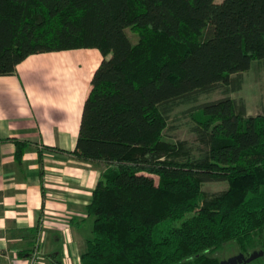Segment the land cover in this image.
<instances>
[{
	"label": "trees",
	"instance_id": "16d2710c",
	"mask_svg": "<svg viewBox=\"0 0 264 264\" xmlns=\"http://www.w3.org/2000/svg\"><path fill=\"white\" fill-rule=\"evenodd\" d=\"M130 31L138 35L134 42ZM97 48L77 147L105 165L83 264H221L264 245V114L230 96L264 61V0H0V76L33 54ZM189 109L200 147L166 137ZM21 159L27 143L17 141ZM227 182L218 193L208 182Z\"/></svg>",
	"mask_w": 264,
	"mask_h": 264
},
{
	"label": "crops",
	"instance_id": "0c3cea01",
	"mask_svg": "<svg viewBox=\"0 0 264 264\" xmlns=\"http://www.w3.org/2000/svg\"><path fill=\"white\" fill-rule=\"evenodd\" d=\"M102 61L97 48L38 53L0 76V264L36 255L83 264L94 222L87 207L105 165L71 152ZM17 141L27 143L21 159Z\"/></svg>",
	"mask_w": 264,
	"mask_h": 264
},
{
	"label": "rangeland",
	"instance_id": "374dc122",
	"mask_svg": "<svg viewBox=\"0 0 264 264\" xmlns=\"http://www.w3.org/2000/svg\"><path fill=\"white\" fill-rule=\"evenodd\" d=\"M134 42L138 41V35L132 31L129 32ZM243 87L237 92L230 93L234 99L245 101L250 115L264 114V61L254 60L251 68L242 75ZM224 89L220 88L212 93H202L196 102L182 104L172 113L169 120V128L166 131V137L171 141H185L188 146L195 149V155L199 154V141L194 131L195 122L188 112L190 108L205 102L217 100L225 97ZM227 182L215 181L204 185L205 193L214 194L226 190ZM264 250V245L257 249L244 253L249 256L255 251ZM243 253L236 242L227 244L216 256L220 261L227 260L233 256ZM249 264H264V256L256 259Z\"/></svg>",
	"mask_w": 264,
	"mask_h": 264
},
{
	"label": "water",
	"instance_id": "95a60500",
	"mask_svg": "<svg viewBox=\"0 0 264 264\" xmlns=\"http://www.w3.org/2000/svg\"><path fill=\"white\" fill-rule=\"evenodd\" d=\"M264 256V250L262 251H255L249 256H246L244 253L238 254L236 256H233L227 260L221 261V264H249L253 261H255L258 258H261Z\"/></svg>",
	"mask_w": 264,
	"mask_h": 264
},
{
	"label": "built area",
	"instance_id": "2783aa9c",
	"mask_svg": "<svg viewBox=\"0 0 264 264\" xmlns=\"http://www.w3.org/2000/svg\"><path fill=\"white\" fill-rule=\"evenodd\" d=\"M11 264H17V263H11ZM28 264H41L39 257L36 255L33 258L30 259Z\"/></svg>",
	"mask_w": 264,
	"mask_h": 264
}]
</instances>
